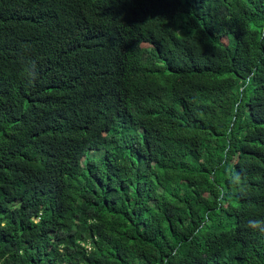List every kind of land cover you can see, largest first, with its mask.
Returning a JSON list of instances; mask_svg holds the SVG:
<instances>
[{
	"label": "trees",
	"instance_id": "1",
	"mask_svg": "<svg viewBox=\"0 0 264 264\" xmlns=\"http://www.w3.org/2000/svg\"><path fill=\"white\" fill-rule=\"evenodd\" d=\"M257 220L264 0H0V264H264Z\"/></svg>",
	"mask_w": 264,
	"mask_h": 264
},
{
	"label": "clouds",
	"instance_id": "2",
	"mask_svg": "<svg viewBox=\"0 0 264 264\" xmlns=\"http://www.w3.org/2000/svg\"><path fill=\"white\" fill-rule=\"evenodd\" d=\"M22 70L24 79L30 86L37 78L36 64L34 61H24L22 62ZM249 227L253 232L264 233V221H249Z\"/></svg>",
	"mask_w": 264,
	"mask_h": 264
}]
</instances>
